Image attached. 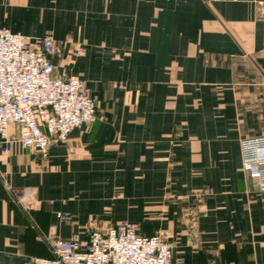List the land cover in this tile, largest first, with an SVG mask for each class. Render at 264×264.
Wrapping results in <instances>:
<instances>
[{
    "label": "crops",
    "instance_id": "obj_1",
    "mask_svg": "<svg viewBox=\"0 0 264 264\" xmlns=\"http://www.w3.org/2000/svg\"><path fill=\"white\" fill-rule=\"evenodd\" d=\"M3 27L64 41L97 118L45 153L9 125L0 264L50 257L53 224L84 239L124 219L166 231L179 264H264V191L240 150L264 134V0H0Z\"/></svg>",
    "mask_w": 264,
    "mask_h": 264
},
{
    "label": "built area",
    "instance_id": "obj_2",
    "mask_svg": "<svg viewBox=\"0 0 264 264\" xmlns=\"http://www.w3.org/2000/svg\"><path fill=\"white\" fill-rule=\"evenodd\" d=\"M63 45L49 34L30 37L0 28L1 151H7L9 125L17 128L23 149L45 153L51 143L65 142L73 129L96 120L97 98L84 79L68 73L59 56ZM240 150L242 170L264 191V134L241 138ZM57 218L72 217L57 213ZM55 228L51 225V256L35 257L30 264H179L166 231L142 235L125 219L89 226L84 239L77 233L63 239Z\"/></svg>",
    "mask_w": 264,
    "mask_h": 264
}]
</instances>
